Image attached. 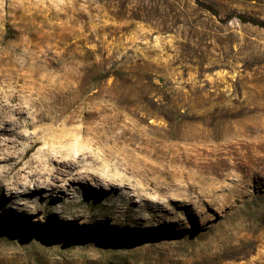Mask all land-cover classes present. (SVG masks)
I'll list each match as a JSON object with an SVG mask.
<instances>
[{
    "label": "rangeland",
    "instance_id": "1",
    "mask_svg": "<svg viewBox=\"0 0 264 264\" xmlns=\"http://www.w3.org/2000/svg\"><path fill=\"white\" fill-rule=\"evenodd\" d=\"M247 20L264 23V0H0L1 104L92 95L74 138L27 158L84 152L131 197L89 182L44 208L9 196L0 172V264H264V27ZM101 120L135 139L123 154L142 172L165 169L173 185L146 189L104 162L107 144L90 137Z\"/></svg>",
    "mask_w": 264,
    "mask_h": 264
},
{
    "label": "bare ground",
    "instance_id": "2",
    "mask_svg": "<svg viewBox=\"0 0 264 264\" xmlns=\"http://www.w3.org/2000/svg\"><path fill=\"white\" fill-rule=\"evenodd\" d=\"M82 95L83 92L80 90L74 92L36 90L20 95L11 92L6 94L5 99L8 101L6 104L0 102V161L4 162L0 167V172L12 175L13 180L9 183L11 188L9 196L14 192L21 199H29L34 196L36 200L44 203L45 208L50 204V199L57 197V190H62V193L66 194L69 189H87L89 182H95L102 188H106L110 194L118 195L119 193L126 198H131L128 192L121 190L125 186L121 175L118 178L107 175L100 177L97 174L95 163L91 162L89 155L84 152L74 158H63L60 155V160H57L54 158L55 156L49 154L48 147H44L37 151L35 156L27 158L34 147L46 143L50 139L58 138L62 144L74 138L70 124L75 121V115L82 112L84 104L92 96L91 94ZM1 98L2 96H0V101ZM14 101H18V106L10 110L9 102ZM21 102L25 103L24 108H22ZM25 112L32 115L31 122L21 120ZM11 125L14 127H9ZM19 126L33 128L34 131L29 138L24 135L22 138V133L16 130ZM113 127L112 122L101 120L95 130H90L91 140H94L95 143L107 144L103 146L100 154L104 162L114 159L118 167L123 166L124 173L141 174L146 179V189L151 185L156 188L162 184L167 188L173 185L167 170L164 169L160 174L154 176L150 174L149 177L147 172H142L127 154H123L125 146L122 143L128 141L130 145L135 144L136 141L134 138L125 137L124 133L113 132ZM19 146H23L22 150L19 149ZM169 150L167 149L166 152ZM147 151L152 154L156 152L155 148L151 146ZM182 158L183 160L189 159ZM24 172H27L26 176H23ZM46 175L50 176L52 181ZM161 176L164 181L159 179ZM133 194H138L136 189Z\"/></svg>",
    "mask_w": 264,
    "mask_h": 264
},
{
    "label": "trees",
    "instance_id": "3",
    "mask_svg": "<svg viewBox=\"0 0 264 264\" xmlns=\"http://www.w3.org/2000/svg\"><path fill=\"white\" fill-rule=\"evenodd\" d=\"M238 17L244 20V17H243V16H238ZM247 21H249V22H251V23H254V24H257V25H259V26L264 27V23H263V22H260V21H259V22H255V21H253V20H247Z\"/></svg>",
    "mask_w": 264,
    "mask_h": 264
}]
</instances>
